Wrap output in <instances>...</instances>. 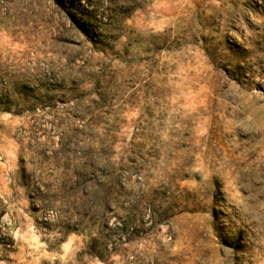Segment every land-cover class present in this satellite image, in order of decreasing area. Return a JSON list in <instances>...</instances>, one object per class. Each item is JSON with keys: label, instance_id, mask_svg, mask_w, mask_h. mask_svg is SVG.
<instances>
[{"label": "rangeland", "instance_id": "rangeland-1", "mask_svg": "<svg viewBox=\"0 0 264 264\" xmlns=\"http://www.w3.org/2000/svg\"><path fill=\"white\" fill-rule=\"evenodd\" d=\"M0 264H264V0H0Z\"/></svg>", "mask_w": 264, "mask_h": 264}]
</instances>
